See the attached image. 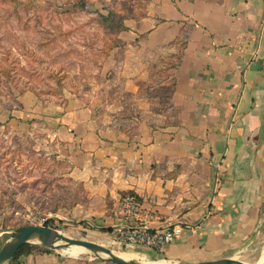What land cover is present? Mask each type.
<instances>
[{
	"label": "crops",
	"instance_id": "obj_1",
	"mask_svg": "<svg viewBox=\"0 0 264 264\" xmlns=\"http://www.w3.org/2000/svg\"><path fill=\"white\" fill-rule=\"evenodd\" d=\"M148 1L135 27L124 21L105 106L73 96L53 109L26 95L79 188L73 216L115 232L118 203L132 194L150 227L182 228L159 251L126 247L133 260L253 252L264 244V0ZM101 257L36 248L2 264H114Z\"/></svg>",
	"mask_w": 264,
	"mask_h": 264
},
{
	"label": "rangeland",
	"instance_id": "obj_2",
	"mask_svg": "<svg viewBox=\"0 0 264 264\" xmlns=\"http://www.w3.org/2000/svg\"><path fill=\"white\" fill-rule=\"evenodd\" d=\"M17 1L21 4L13 7L0 0V248L18 228L41 225L51 218L47 225L66 237L126 253L127 246L117 242L116 231L106 232L100 222H80L73 216L79 188L68 177L70 165L64 151L49 136L54 127L35 116L38 106L33 107L32 101L55 109L75 96L105 106L115 89L113 72L106 65L119 62L122 40L121 32L102 26L98 15L111 14L135 27L146 16L149 1ZM177 56L164 63H177ZM12 111L24 113L17 118ZM27 244L52 250L37 236ZM70 248L57 251L71 257L87 254H70ZM263 249L264 244L229 258L255 264Z\"/></svg>",
	"mask_w": 264,
	"mask_h": 264
},
{
	"label": "built area",
	"instance_id": "obj_3",
	"mask_svg": "<svg viewBox=\"0 0 264 264\" xmlns=\"http://www.w3.org/2000/svg\"><path fill=\"white\" fill-rule=\"evenodd\" d=\"M115 217L124 223L116 231V240L127 247L159 251L172 243L182 231L180 226L165 229L150 227L151 216L142 212L137 198L132 194L122 197L115 210Z\"/></svg>",
	"mask_w": 264,
	"mask_h": 264
},
{
	"label": "water",
	"instance_id": "obj_4",
	"mask_svg": "<svg viewBox=\"0 0 264 264\" xmlns=\"http://www.w3.org/2000/svg\"><path fill=\"white\" fill-rule=\"evenodd\" d=\"M51 218L46 219L41 225H28L22 226L18 228L15 233L12 235L11 239L8 240L1 248H0V264L13 260L14 255L25 243L30 242V239L37 236L40 239V242L43 246L50 248L52 250L67 248L68 246H81L88 251L94 252L99 257L102 254H106L107 257H101L106 259L114 264H138L132 260H124L112 253L111 250L105 248L100 244H96L91 241L82 240V239H73L64 236L62 233L53 230L49 227L48 221ZM101 255V256H100ZM201 264H246L242 262H236L230 258H222L214 261H206Z\"/></svg>",
	"mask_w": 264,
	"mask_h": 264
},
{
	"label": "trees",
	"instance_id": "obj_5",
	"mask_svg": "<svg viewBox=\"0 0 264 264\" xmlns=\"http://www.w3.org/2000/svg\"><path fill=\"white\" fill-rule=\"evenodd\" d=\"M4 3H7V4H11L13 7H16L17 5L21 4V2L17 1V0H3ZM112 15H108V16H104V15H98V17L100 18V21L99 23L102 25V26H106V28L109 26L111 32H123V31H127L128 30V27L125 26L123 20L121 18H115V17H111ZM109 49H112V48H109ZM105 53V52H104ZM178 58V61H179V56H177ZM171 66H175V64H172L171 63ZM173 81H169V87H168V93L171 91V89L173 88ZM104 231L106 232H110L112 231V229L109 227V228H103ZM29 248V249H26V248ZM32 250H34V247L33 246H29L27 243L23 244L22 246L19 247V249L17 250V252L15 253L14 255V261L17 262L19 256L21 255H27L29 254ZM45 251H48L45 249ZM19 264V263H17Z\"/></svg>",
	"mask_w": 264,
	"mask_h": 264
},
{
	"label": "bare ground",
	"instance_id": "obj_6",
	"mask_svg": "<svg viewBox=\"0 0 264 264\" xmlns=\"http://www.w3.org/2000/svg\"><path fill=\"white\" fill-rule=\"evenodd\" d=\"M70 254H76V253H80L81 251L83 252H87L88 253V250H86L85 248L81 247V246H75V245H72L70 249L67 250ZM112 253L124 260H131L135 257L134 254H129V253H116V252H113ZM103 257H107L106 254H102ZM146 264H158V263H152V262H148ZM161 264H177V263H172V262H166V261H161ZM259 264H264V249L262 250V253H261V258H260V261H259Z\"/></svg>",
	"mask_w": 264,
	"mask_h": 264
}]
</instances>
